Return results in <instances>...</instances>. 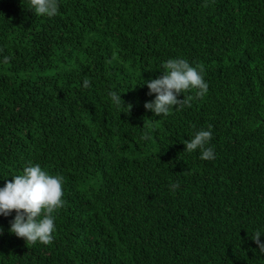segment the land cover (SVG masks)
<instances>
[{"label":"trees","instance_id":"16d2710c","mask_svg":"<svg viewBox=\"0 0 264 264\" xmlns=\"http://www.w3.org/2000/svg\"><path fill=\"white\" fill-rule=\"evenodd\" d=\"M176 58L208 92L157 117L145 82ZM208 125L204 161L184 142ZM29 162L65 204L49 245L0 216V264H264V0H0V188Z\"/></svg>","mask_w":264,"mask_h":264},{"label":"clouds","instance_id":"9594fccd","mask_svg":"<svg viewBox=\"0 0 264 264\" xmlns=\"http://www.w3.org/2000/svg\"><path fill=\"white\" fill-rule=\"evenodd\" d=\"M30 10L38 16L54 17L58 13V0H28ZM10 56L3 57V63L8 64ZM163 73L156 79L146 81L148 95H155V99L146 102L144 108L159 117L167 116L175 108L182 110L192 107L193 99L203 98L209 85L204 80L202 65L192 66L183 58L168 59L162 64ZM83 87H90V79L85 77ZM194 95H183L191 93ZM111 101L117 108L126 109L130 114L132 105L121 99V95L114 91L108 93ZM183 99H178L179 96ZM142 139H151L145 133ZM213 139L212 126L194 133L193 138L185 140V151L191 153L199 150L200 159L210 161L215 159L214 147L210 142ZM63 181L61 175H52L42 169L40 164L29 162L20 174L6 181L0 188V216L8 217L15 212L10 221L9 232L17 238L25 240L26 244L49 245L53 242V233L56 230V213L64 207ZM173 189L179 188V183H173ZM3 228L0 227V235ZM261 233L256 231L252 240L256 243L259 252L264 254V242L260 240Z\"/></svg>","mask_w":264,"mask_h":264}]
</instances>
